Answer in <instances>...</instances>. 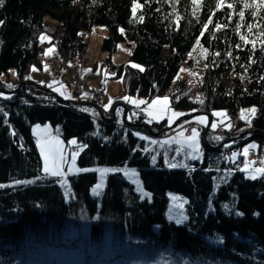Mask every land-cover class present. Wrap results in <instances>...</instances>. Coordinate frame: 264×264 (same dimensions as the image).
<instances>
[{"label": "trees", "instance_id": "16d2710c", "mask_svg": "<svg viewBox=\"0 0 264 264\" xmlns=\"http://www.w3.org/2000/svg\"><path fill=\"white\" fill-rule=\"evenodd\" d=\"M258 3L3 0L0 76L17 70L21 84L8 88L0 80V264H264V176L251 179L238 169L249 143L264 152V7ZM95 26L108 30L102 51L111 79H124L126 96L150 101L168 94L184 126L194 124L186 117L222 111L234 127L215 133L199 125L201 151L188 167L173 168L160 154L167 121L150 122L145 104L135 109L119 100L106 113L99 99L65 101L28 80L31 65L43 67L48 43L64 63L76 65ZM44 33L50 42H40ZM122 44L131 56L116 64ZM199 58L203 71L191 98L179 74L186 62L195 70ZM253 107L248 125L241 111ZM48 123L70 148H81L79 167L135 168L152 199H142L122 173L107 175L100 199L92 195L97 172L69 176L68 197L58 179H38L42 158L32 131ZM225 171L232 176L216 190ZM170 193L188 199L182 225L167 218Z\"/></svg>", "mask_w": 264, "mask_h": 264}, {"label": "rangeland", "instance_id": "374dc122", "mask_svg": "<svg viewBox=\"0 0 264 264\" xmlns=\"http://www.w3.org/2000/svg\"><path fill=\"white\" fill-rule=\"evenodd\" d=\"M138 8H136L137 11ZM51 23L50 19H48ZM45 37L46 39H41ZM108 37V30L106 27L103 26H95L92 31L86 36L85 41L88 44L86 53L81 57L78 58L77 65L79 72L81 71L82 77H76L75 71L73 69V65L71 63H64L62 59L58 56L57 46L54 43L50 42V37L47 33H44L40 36L39 40L42 43L46 44L43 55L44 59L41 62L44 69L34 63L31 65L30 70L27 73V77L35 79L37 81H41V84H45L48 87H51V92L53 95H56L58 98L67 101V99H79L80 92L82 91V95L85 97L87 96V91H90L88 87H92V83L99 79L102 81V84L105 86L103 92V96L105 99V103L108 105L106 108V112H111L107 110L111 105L112 99L121 95L123 99L127 97L128 103H130L131 107H137V102L145 101L142 98L138 97H129L124 94L125 89V82L123 78L120 79H111V75L108 72V67L106 64L107 59L109 58V54L102 51V44L105 38ZM52 49L53 51H49ZM168 49H166V52ZM131 56L130 49L127 48L126 45L122 44L119 46L118 51L113 56L112 60L116 64H123L129 62ZM194 54H191L190 58L193 57ZM55 64L62 67H56ZM197 66L195 70H191V66L186 62L180 71L179 78L186 79L190 84L189 89V96L194 98L196 92L194 90L199 87V77L203 71L202 58H199L197 61ZM35 69V70H33ZM79 75V73H78ZM0 80L6 82L7 85H20V79L17 70H11L9 74H2L0 76ZM86 81V82H82ZM31 82V81H30ZM82 82V83H81ZM34 83V82H32ZM168 98V104L164 105L161 103L154 104L153 101L156 100H163V98ZM75 100V99H74ZM144 103L146 106L144 108V113L147 115L149 121L155 122H164L167 121V125L169 127V133L167 137H164L161 145V153L164 156L165 162L167 165L176 164V167L173 168H184L188 167L189 163H186L193 153H199L202 147V136L198 132V136L196 138L194 147H189L190 144H193L191 140H189L185 132L184 124L181 122V118L183 117L181 111L177 110L171 105L170 97L168 94L156 97L150 101H145ZM143 104H140L139 107L141 108ZM111 109V108H110ZM251 109H255V113L252 114L250 112ZM104 111V108H102ZM174 113H178L180 115H174ZM219 113V115H217ZM256 116V108H247L241 111V119L245 121L248 125L253 122L254 117ZM130 118V116L128 117ZM203 118V123L199 122L200 119ZM186 123H194L195 125H201L206 128H210L211 131L215 133H220L225 130H229L233 125V121L224 115L222 111H215L212 114V118L207 115H199L197 117L191 118L189 120H185ZM37 126V125H36ZM35 125L33 126V134L36 138L38 150L40 152L42 158V169L41 174L38 179L43 177H50L52 179H58L59 184L64 189L66 196L69 195V183L68 177L71 175L79 174V173H86V172H97L99 174V181L97 184H102V186L96 190V192L92 189V195L96 199H100L102 193L106 186V177L112 173H122L127 179L135 186L136 191L140 194L142 199L148 198L150 201L152 199L151 195L146 192L143 188L139 172L132 167L124 166V167H115L110 169H119V171H109L103 174V181L101 177L100 169H105L101 167H90V168H81L77 164V160L79 154L81 152V148H70L64 141L55 134L52 130L53 127L48 123V126L51 129L46 130L44 128L38 130ZM98 133V132H97ZM57 136V137H56ZM70 145L76 146V144ZM249 145H254V147L249 148ZM41 146H45L46 150L48 147H59L60 154L56 160V164L59 165L60 171L62 175L60 176H53L47 174L43 171L44 169V158L41 154ZM166 146H169L165 148ZM198 148V151L195 149ZM245 149H248L247 154H245ZM156 152V151H154ZM195 154H193L195 156ZM73 155H75V161L73 162ZM241 155L245 158L241 159V163L238 165V169L241 171H245V165L248 166L247 175L249 177V172L253 169H259L264 167L261 164V161H264V152H260V144L256 142H251L245 147L242 148ZM157 160V158H156ZM154 160V161H156ZM254 162V163H252ZM128 175H125V173ZM135 172L133 176L131 173ZM232 176V173L229 171H225L222 175L220 180L216 183V190L222 185V183L228 180ZM261 175H258L259 177ZM37 179L32 180H24L20 183H32L35 182ZM96 184V185H97ZM146 194V195H145ZM170 204L167 211V218L169 221L175 222L176 224H184L188 220V216L186 213L185 206L188 203V199L181 194L177 193H170ZM183 218V219H182ZM177 220H181L180 223H177Z\"/></svg>", "mask_w": 264, "mask_h": 264}, {"label": "snow or ice", "instance_id": "6c2138e0", "mask_svg": "<svg viewBox=\"0 0 264 264\" xmlns=\"http://www.w3.org/2000/svg\"><path fill=\"white\" fill-rule=\"evenodd\" d=\"M3 0H0V4H2ZM224 0H220V3L223 4ZM193 3L194 4H199V0H193ZM229 7H231V5H228ZM246 7H253V5H248L246 4L245 5ZM138 7H141V5L139 4H136L133 8V13L135 14L136 12V8ZM256 7H264V0H259V3L256 5ZM244 13L241 12L240 13V16L243 17ZM140 19L142 20L143 18L140 17ZM42 40L43 39H46L45 37H42L41 38ZM242 39H244V37H242ZM254 46V45H253ZM49 51H53L52 49H49ZM133 67H139L138 65H135L133 64L132 65ZM35 70V69H33ZM141 71H143V69L141 68L140 69ZM30 78V77H28ZM8 88H12L13 85L9 84L7 85ZM0 95H3V94H0ZM6 98H10V97H6ZM125 99L127 100L128 98L125 97ZM146 103L145 101H139L137 102V107H139L140 104H144ZM154 104L156 103H161V104H164V105H167L168 104V98L165 97L163 98V100H156V101H153ZM250 112L252 114L255 113V109H251ZM174 115H180L178 113H174ZM217 115H219V113H217ZM201 123H203V118L200 119ZM198 136V133H197V130L195 128H193L191 130V136L188 138L189 140H191L193 142V144H190L189 147H194V144H195V141H196V138ZM72 144H76V141L73 140L71 141ZM251 147H254V145H249V148ZM196 151H198V148L195 149ZM248 152V149H245V154H247ZM41 154L44 158V169L43 171L47 174H50V175H53V176H60L62 175V172L60 171V168H59V165L56 164V160L57 158L59 157V154H60V149L59 147H48L47 150L45 148V146H41ZM73 159V162L75 161V155H73L72 157ZM254 163V162H252ZM261 164L264 165V161H261ZM170 167H176L177 165L176 164H170L169 165ZM245 171L248 170V166L245 165V169H243ZM101 172V177H102V181H103V174L105 172H109V171H112V172H115V171H119V169H100L99 170ZM133 176L135 175V172H132L131 173ZM125 175H128V173L126 172ZM258 175H261V176H264V167H261L259 169H253L252 171L249 172V178L251 179H256ZM17 183H20L19 181H17ZM102 186V184H97L96 185V188L93 189L94 192H96L97 189H99L100 187ZM0 187H3V185H0ZM146 195V194H145ZM227 207V206H225ZM183 219V218H182ZM181 220H177V223H180ZM216 242L217 243H221L222 242V238L221 237H217L216 238Z\"/></svg>", "mask_w": 264, "mask_h": 264}, {"label": "crops", "instance_id": "0c3cea01", "mask_svg": "<svg viewBox=\"0 0 264 264\" xmlns=\"http://www.w3.org/2000/svg\"><path fill=\"white\" fill-rule=\"evenodd\" d=\"M73 65V64H72ZM77 65V64H76ZM78 66V65H77ZM42 69H44V67H42ZM78 73H79V77L81 76V71L79 72V70H78ZM82 77V79H83V77L84 76H81ZM84 79H85V77H84ZM28 80L29 81H31V82H34V83H42L41 81H37V80H35V79H32V78H28ZM4 82V81H3ZM82 82H86V81H82ZM5 84H6V82H4ZM87 83V82H86ZM88 84V83H87ZM88 86H89V84H88ZM103 88V90H104V88H105V86L102 84V81L101 80H99V79H96L93 83H92V87L90 88V87H88L89 89H90V91H87V96H83L82 95V91L80 92V97H79V99H81V100H85V101H92L93 99H94V91L95 90H97V89H99V88ZM75 100H76V98H74ZM74 99H67V100H74ZM119 100H121L120 102H122V103H127V104H129V106H132L130 103H128V101H126V99H123V97L121 96V95H118V97L117 98H115V99H112V101H111V106L107 109V110H110L111 112L113 111V106L115 105V103L117 102V101H119ZM99 102H100V106H101V108H104V112H106L105 110H106V108H107V104L105 103V99H104V96H103V92H102V96H101V99L99 100ZM143 106H144V104L142 105V107L141 108H137V107H133V108H135V109H142L143 108ZM111 108V109H110ZM107 113V112H106ZM109 113V112H108ZM118 116L121 118V119H125V110H124V108L123 107H121L119 110H118ZM127 117V116H126ZM119 118V119H120ZM42 128H44V129H46V130H50L51 131V128L49 127V126H37V129L38 130H40V129H42ZM53 131V130H52Z\"/></svg>", "mask_w": 264, "mask_h": 264}, {"label": "built area", "instance_id": "2783aa9c", "mask_svg": "<svg viewBox=\"0 0 264 264\" xmlns=\"http://www.w3.org/2000/svg\"><path fill=\"white\" fill-rule=\"evenodd\" d=\"M55 66L56 67H60V68L62 67V65L59 66L58 64H55ZM73 69L75 71L76 77H79V75H78V66L77 65H74L73 66ZM102 91H103V88L102 87L99 88V89H97V90H95L94 91V98L100 100L101 99V96H102ZM184 128H185V132H186V135L187 136H191V130L193 128H195L197 130V132H205V129L204 128H202L199 125H195V124H185Z\"/></svg>", "mask_w": 264, "mask_h": 264}, {"label": "water", "instance_id": "95a60500", "mask_svg": "<svg viewBox=\"0 0 264 264\" xmlns=\"http://www.w3.org/2000/svg\"><path fill=\"white\" fill-rule=\"evenodd\" d=\"M126 114H127V112L125 111V117H126ZM197 116H199V114H194L193 116H191V117H186V118H184L185 120H189V119H191V118H194V117H197ZM209 128V127H208Z\"/></svg>", "mask_w": 264, "mask_h": 264}]
</instances>
